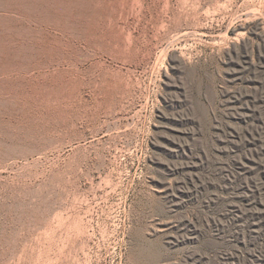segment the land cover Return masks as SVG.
Returning <instances> with one entry per match:
<instances>
[{"label": "rangeland", "instance_id": "rangeland-1", "mask_svg": "<svg viewBox=\"0 0 264 264\" xmlns=\"http://www.w3.org/2000/svg\"><path fill=\"white\" fill-rule=\"evenodd\" d=\"M0 264H264V0H0Z\"/></svg>", "mask_w": 264, "mask_h": 264}]
</instances>
